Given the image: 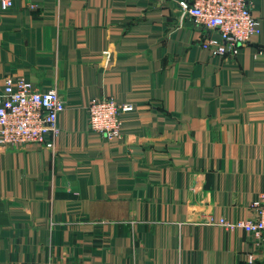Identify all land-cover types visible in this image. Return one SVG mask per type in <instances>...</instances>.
<instances>
[{
	"label": "crops",
	"instance_id": "obj_1",
	"mask_svg": "<svg viewBox=\"0 0 264 264\" xmlns=\"http://www.w3.org/2000/svg\"><path fill=\"white\" fill-rule=\"evenodd\" d=\"M11 1L0 92L24 78L65 110L52 149L0 146V264H264V235L215 224L264 198V0L226 57L181 0ZM93 97L133 105L120 139L89 130Z\"/></svg>",
	"mask_w": 264,
	"mask_h": 264
},
{
	"label": "built area",
	"instance_id": "obj_2",
	"mask_svg": "<svg viewBox=\"0 0 264 264\" xmlns=\"http://www.w3.org/2000/svg\"><path fill=\"white\" fill-rule=\"evenodd\" d=\"M11 7V0H0ZM35 8L36 4L30 5ZM181 17L209 29L215 37L201 43L214 56L226 57L238 53L259 34V22L253 15L250 0H181L177 3ZM134 109L131 103H118L113 97H93L85 105L90 131L106 140L122 136L121 116ZM65 110V102L55 87H33L24 78L7 77L0 92V146L5 148L26 145L53 148L59 132L57 120ZM253 217L229 220L219 216L216 223L226 231L240 230L255 240L264 235V198L251 203ZM252 255L248 262H252Z\"/></svg>",
	"mask_w": 264,
	"mask_h": 264
},
{
	"label": "water",
	"instance_id": "obj_3",
	"mask_svg": "<svg viewBox=\"0 0 264 264\" xmlns=\"http://www.w3.org/2000/svg\"><path fill=\"white\" fill-rule=\"evenodd\" d=\"M176 11H177V14H178V18L180 19V17H181V11L179 10V9H176Z\"/></svg>",
	"mask_w": 264,
	"mask_h": 264
}]
</instances>
